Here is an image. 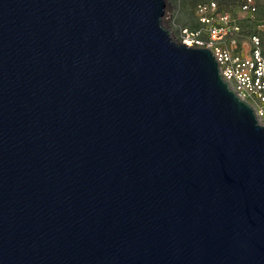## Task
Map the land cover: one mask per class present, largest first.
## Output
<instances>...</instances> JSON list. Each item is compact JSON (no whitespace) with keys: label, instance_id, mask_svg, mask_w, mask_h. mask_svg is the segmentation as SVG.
I'll use <instances>...</instances> for the list:
<instances>
[{"label":"water","instance_id":"water-1","mask_svg":"<svg viewBox=\"0 0 264 264\" xmlns=\"http://www.w3.org/2000/svg\"><path fill=\"white\" fill-rule=\"evenodd\" d=\"M164 0H0V264H264V127Z\"/></svg>","mask_w":264,"mask_h":264},{"label":"built area","instance_id":"built-area-1","mask_svg":"<svg viewBox=\"0 0 264 264\" xmlns=\"http://www.w3.org/2000/svg\"><path fill=\"white\" fill-rule=\"evenodd\" d=\"M241 10L255 13L253 0H244ZM199 27L195 30L179 28V42L189 47L210 50L218 64V73L239 100L252 109L256 123L264 127V51L257 35L249 37L248 51L239 49L227 36L240 33L236 20L229 13L220 12L215 1L195 5Z\"/></svg>","mask_w":264,"mask_h":264},{"label":"rangeland","instance_id":"rangeland-1","mask_svg":"<svg viewBox=\"0 0 264 264\" xmlns=\"http://www.w3.org/2000/svg\"><path fill=\"white\" fill-rule=\"evenodd\" d=\"M165 7L162 27L168 31L170 38L179 42V28L195 30L199 27L195 14V5L200 2L215 1L220 12L229 13L236 20L240 33L227 36L223 45L229 46L232 38L236 39L239 49L248 51L249 37L257 35L264 51V0H253L255 13L241 10L244 0H164Z\"/></svg>","mask_w":264,"mask_h":264}]
</instances>
